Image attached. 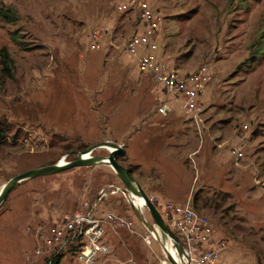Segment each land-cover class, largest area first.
<instances>
[{"label":"rangeland","instance_id":"obj_1","mask_svg":"<svg viewBox=\"0 0 264 264\" xmlns=\"http://www.w3.org/2000/svg\"><path fill=\"white\" fill-rule=\"evenodd\" d=\"M114 1L0 0L18 16L0 19V48L13 62L12 78L0 84V121L9 127L0 143V186L62 156L71 160L82 145L109 140L125 149L117 162L161 202L154 206L162 216L163 203L189 199L212 221L213 239L223 244L216 264H264V0H145L160 16L153 39L160 62L179 73L204 65L210 75L199 93L200 131L179 106L164 115L155 111L154 80L122 52L123 40L144 23L136 9L119 11ZM259 39L261 51L252 59ZM232 147L240 157L230 154ZM107 153L96 148L91 155ZM111 183L120 182L104 164L16 183L0 202V264H25L42 246L38 231ZM97 203L95 213L132 218L135 233L108 229L110 252L94 264L163 258L156 242L142 243L144 227L122 194ZM142 214L151 221L145 208ZM52 255L43 251L33 264H52ZM75 255L69 244L56 264H77Z\"/></svg>","mask_w":264,"mask_h":264},{"label":"built area","instance_id":"obj_2","mask_svg":"<svg viewBox=\"0 0 264 264\" xmlns=\"http://www.w3.org/2000/svg\"><path fill=\"white\" fill-rule=\"evenodd\" d=\"M114 7L122 12L130 8L136 9L139 19L144 23L141 31L132 33L123 40L122 52L129 58H135L138 72L149 74L154 80L155 86L159 89L155 97L157 114L164 115L171 112L175 106L172 105V101H178L177 106L182 109V115L200 131L204 120L202 117L204 106L199 100V93L210 79L206 67L199 65L192 71L179 73L160 62L155 54L156 43L153 40L160 16L145 0H115ZM89 47L96 49L98 43L91 42ZM229 152L235 159L241 156L239 147H232ZM60 159L63 160L61 162H65L64 156ZM260 185L264 188V180L260 181ZM120 187V183L99 187L93 201H83L79 208L59 220H53L44 227V230L38 231V233L42 231L39 233L42 246L35 248L33 257L28 258L25 264H33L43 251L53 252L48 259L52 263V258L58 256L69 244L75 246L77 264H94L97 258L106 256L110 252L106 242L108 229H112V232L123 229L135 233L132 218L116 215L109 210L95 213L99 199L117 193L122 194ZM129 195L130 201L138 210L142 212V209H146L141 196L133 193ZM146 196L157 206L159 202L155 197ZM161 207L164 215H160L180 245V251L177 252L170 244L174 258L181 259L186 264H216L223 244L213 239L215 229L212 221L198 213L189 199L183 203H163ZM143 231L140 235L141 241L146 248H151V243L155 242L154 235L146 228ZM157 264L169 263L163 256Z\"/></svg>","mask_w":264,"mask_h":264},{"label":"water","instance_id":"obj_3","mask_svg":"<svg viewBox=\"0 0 264 264\" xmlns=\"http://www.w3.org/2000/svg\"><path fill=\"white\" fill-rule=\"evenodd\" d=\"M103 147L108 148L107 155L100 156L90 154L94 149ZM72 153L74 156L71 160L65 162L56 161L54 163L33 167L9 177L0 186V202L6 197L11 188L22 180L35 176L56 173L77 166H94L98 164L108 165L121 184L120 191L123 196L126 197L127 204L134 218L144 228L153 233L154 240L167 262L169 264H186L181 259H175L173 254L167 248L168 243V245L172 244L177 252L180 251V245L174 233L167 227L157 208L148 200L146 194L138 185L132 174L117 162L116 156H123L125 154V149L121 145L109 140H101L90 144L81 150H75ZM130 193L139 195L143 198L151 221H147L142 212L132 204L129 199Z\"/></svg>","mask_w":264,"mask_h":264},{"label":"trees","instance_id":"obj_4","mask_svg":"<svg viewBox=\"0 0 264 264\" xmlns=\"http://www.w3.org/2000/svg\"><path fill=\"white\" fill-rule=\"evenodd\" d=\"M17 13L15 11V9L11 6H0V19L4 22H14L17 20ZM15 34L14 31L11 32V34ZM14 41L16 43H19V41L16 39V36H14ZM253 52L251 54V58L254 59L258 56V54L261 51V43H260V39L254 42L253 45ZM13 75V62H12V58L10 57L8 51L4 48L1 47L0 48V84L1 82H3L4 79H9L12 78ZM8 125L4 122V121H0V143L2 141L5 140L6 136H7V132H8ZM86 145H82L80 147H78V149H82L83 147H85ZM121 156H116V160L117 158H119ZM126 170L128 172H132V169L129 167H125ZM227 196V194H223L222 198L224 199V197ZM222 199V200H223ZM193 201L195 202V197H193ZM58 258V256L52 258L51 262L52 264H56L57 261L56 259Z\"/></svg>","mask_w":264,"mask_h":264},{"label":"crops","instance_id":"obj_5","mask_svg":"<svg viewBox=\"0 0 264 264\" xmlns=\"http://www.w3.org/2000/svg\"><path fill=\"white\" fill-rule=\"evenodd\" d=\"M176 106H177V105H175L174 108H175ZM174 108H173V109H174ZM173 109H172L171 112H173ZM184 193H185V191H184V192L181 191V193H180L177 197H179V198L184 197V195H185ZM183 194H184V195H183ZM163 195H164L165 197H167V198H172L171 200H175V198H176V195H175V194H173V195H168V194L165 193V194H163ZM163 195H162V196H163ZM164 196H163V197H164ZM159 203H161V202H159ZM134 224H135V221H134ZM134 226H135V225H134ZM107 233H108V232H107ZM107 233H106V236H107ZM106 242H107V238H106ZM107 243H108V242H107ZM108 245H109V247H110V244H109V243H108Z\"/></svg>","mask_w":264,"mask_h":264},{"label":"bare ground","instance_id":"obj_6","mask_svg":"<svg viewBox=\"0 0 264 264\" xmlns=\"http://www.w3.org/2000/svg\"><path fill=\"white\" fill-rule=\"evenodd\" d=\"M103 148L108 150L107 147H103ZM60 161H63V160L61 159ZM167 248H168V250H169L170 252L173 253V251H172V249H171V245H168V243H167Z\"/></svg>","mask_w":264,"mask_h":264}]
</instances>
